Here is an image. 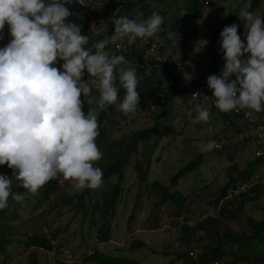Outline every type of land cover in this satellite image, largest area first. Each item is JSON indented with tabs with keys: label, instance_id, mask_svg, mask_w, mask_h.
<instances>
[{
	"label": "clouds",
	"instance_id": "obj_1",
	"mask_svg": "<svg viewBox=\"0 0 264 264\" xmlns=\"http://www.w3.org/2000/svg\"><path fill=\"white\" fill-rule=\"evenodd\" d=\"M70 3L0 0V39L6 24L12 37L0 48V165L13 169L33 196L58 175L74 181L76 191L102 187L103 171L94 166L103 155L95 142L100 124L93 110L85 115L84 99L102 110L115 104L118 79L125 90L119 109L125 116L134 113L140 106L136 66L125 55H110L106 49L115 45L119 53L118 41L125 38L129 45L138 38L146 42L164 23L156 11L142 22L113 18L114 33L88 47L90 37L82 34L81 25L67 20L73 15L65 6ZM238 15L245 22L246 43L236 23L223 28L220 44L225 63L220 75L207 77V86L221 112L259 113L264 111V18L246 8ZM59 61L63 63L55 66ZM183 78L190 83L194 75L183 72ZM196 113L193 123L211 118L203 103ZM216 147L215 141H209L204 149ZM12 183L0 174V210L9 207L10 197L16 202L24 199L12 191Z\"/></svg>",
	"mask_w": 264,
	"mask_h": 264
},
{
	"label": "rangeland",
	"instance_id": "obj_2",
	"mask_svg": "<svg viewBox=\"0 0 264 264\" xmlns=\"http://www.w3.org/2000/svg\"><path fill=\"white\" fill-rule=\"evenodd\" d=\"M114 1L102 0L100 9L95 13L96 16L89 22L91 29L88 36L91 39L88 47L92 46V42L95 40L93 38L98 37V33L102 34L100 40L108 38L105 35V21ZM248 2L249 0H203L202 17L189 19L184 12L182 0H154L152 3L154 6L167 10L165 27L161 28L168 30L172 19L176 17L179 20L178 39H172L167 32L171 43L163 49L164 53L172 52V57L177 58V41L188 33V39L183 49L192 59L190 61L191 69L200 73L209 71L211 63L206 44L212 38L211 49L219 59L214 72L216 75H220L225 63L220 44L222 39L220 32L225 26L236 23L239 26L238 35L246 43L245 22L238 13L241 9H247ZM65 6L69 7L71 12L73 11L71 4ZM253 13L264 18V0H260ZM227 15L230 17L222 24L221 20ZM126 17L135 19L137 22L143 21L141 12L137 9ZM113 33L114 31L111 35ZM156 37H158V33ZM11 38L9 26L6 24L3 30V39H0V48H3ZM106 51L113 55L109 47ZM61 62L63 63V61H59V63ZM183 98L184 96H181L180 99L176 96L171 102L173 111L165 117L159 136L155 137V143L150 149L148 160L146 164H143L148 183L145 184V181H142L140 189H138L139 180L134 169L130 167V164L123 166L124 173L120 181L119 197L114 204L113 214L108 218L109 239L100 241L96 237L99 212L95 203L99 198L100 188L76 191L73 189L74 181L65 180L62 175H58L57 189L45 200L37 201L36 195H31L26 189L23 195L24 199L17 203V217L6 221V224L9 225L8 235L11 240L5 245L4 264H58L57 260L62 261L63 264H98L96 261L83 260V255L95 247L99 251L114 256L131 258L135 260L133 264H167L168 260L174 256V241L180 242L176 235L180 230V222L190 221L189 223H192L204 217L216 215L221 204L214 205L215 193L226 180L227 175L236 174V171L242 169L245 166V161L252 156L249 140H240L241 136L238 131L223 124L218 108L205 103L204 106L210 110V120L207 123L202 121L193 123L197 113H192L193 108L183 105ZM158 99L159 95H155L147 102L145 111L137 109L134 113L127 115L122 120L119 129L110 133L112 138L119 139L111 146L112 150L119 151L121 149L123 137L120 138V136L130 129L148 126L151 123L149 109L155 107V102ZM119 104L120 101L116 102L114 108H119ZM96 108V104H91L89 110L96 112ZM248 111L253 118L264 120V111L259 113L251 109ZM189 113H191V117ZM209 129L212 131L209 132ZM219 132L226 137L227 148L220 150L213 148L211 151H206L204 146L211 141L213 134ZM141 148V145H138V149L141 150ZM197 153L202 154L198 168L180 176L175 185H170L168 183L170 175ZM227 153L233 155L232 160H229ZM231 163L236 167L234 172L229 171L228 165ZM94 166H97L96 162ZM109 179L114 181L115 176L112 175ZM153 179H157L170 189H178L182 194L187 195L178 215L174 214L172 203L159 201L154 192H147ZM79 193L84 194L83 206L75 204L73 198L71 205L62 203L66 194L78 195ZM34 202L36 203L33 205ZM129 215H131L130 218ZM246 216L264 218V202L261 199L245 202L237 217L224 220V223L230 229L248 231V227L244 224ZM89 219L91 220L89 221ZM34 231L44 232L48 236L55 232V239L51 241L54 248L44 251L39 247L24 246L21 239ZM202 233L198 240H193L194 237L191 239L190 248L200 250L202 246L211 242V238ZM134 239H140L144 245L130 246V242ZM258 246L264 249V242L259 243ZM33 249L36 250L35 263H32L28 258V254ZM179 263L180 261L176 260L171 264ZM259 264H264V261Z\"/></svg>",
	"mask_w": 264,
	"mask_h": 264
},
{
	"label": "trees",
	"instance_id": "obj_3",
	"mask_svg": "<svg viewBox=\"0 0 264 264\" xmlns=\"http://www.w3.org/2000/svg\"><path fill=\"white\" fill-rule=\"evenodd\" d=\"M154 0H118L119 6L115 13V17L119 18L122 16H127L133 10L137 9L141 12V17L143 20L147 19L153 11L158 12L164 17V23L161 27H165L167 10L154 6ZM160 1V0H158ZM183 9L186 16L189 19H200L202 17L203 0H182ZM260 0H249L247 9L252 11L259 5ZM230 16L227 15L221 23H225ZM70 22H75L81 25L82 34L89 35L90 24L87 16L79 13L73 12V15L67 18ZM179 20L175 17L172 19L168 30L161 28L158 32V37H155L157 43V51L160 54H164L167 59L172 58L173 53H164L163 49L170 45V39H178L177 27ZM115 26L111 23L106 24L105 35L110 37L111 33L114 31ZM167 32L171 35V38L167 36ZM99 35L94 41L100 40L102 34ZM188 33L184 34L182 39L177 42V57H186L190 61L191 57L184 50V45L188 39ZM154 38V37H152ZM91 39V38H90ZM106 39V38H105ZM94 41L92 43H94ZM162 41V43H161ZM213 43L212 38L206 44V50L210 58V69L209 71L214 72L216 64L218 63V58L211 49V44ZM123 47L119 49V53L113 52L114 54H123L126 56L127 60L131 65L136 66L137 77L139 80L137 91L140 93V106L137 109H146V104L155 95H159V99L155 102V107L149 109L151 123L148 126H143L139 128L130 129L127 133L120 136L123 137L121 143V149L119 151L112 150L111 146L117 142L119 139L112 138L110 133L112 131L118 130L122 120L126 117L119 108H114V104L106 106L105 109H100L97 106L96 115L98 122L100 124L99 135L96 138V144L98 149L102 152V159L97 161L96 164L103 171V185L99 189V198L96 199L95 207L98 210V224L96 237L100 241H105L109 239V219L113 214L114 204L117 201L120 193V181L123 178L124 169L123 166L129 165L134 169L138 182V189H140L141 182L146 181V169L143 168V164L147 162L148 155L151 147L155 143V137L159 136L163 121L166 116L170 115L173 111L171 102L178 96H184L183 101L189 95L190 90L193 88L194 79L190 83H186L184 79L177 77L176 75L170 74L163 63L156 59L150 61L149 66H140L137 62L143 58V53L141 49L133 44L129 45L127 39L122 41ZM91 47V45L89 46ZM137 61V62H136ZM203 72V71H202ZM118 75V74H117ZM235 79L233 75L231 77ZM118 91V101H122L125 90L119 85L117 79ZM95 95L98 97L99 93L96 92ZM182 102V101H181ZM95 104V103H93ZM198 103L197 105H199ZM91 104L87 102V98L84 99L83 111L87 115L89 107ZM211 106V105H210ZM196 108L191 110L192 113L196 112ZM222 116V122L225 126L231 128L234 131H239L242 125L241 119L236 114L230 112H221L217 109ZM145 111V110H144ZM132 114V113H130ZM129 115V114H128ZM154 136V138H152ZM214 136V134L212 135ZM211 136V137H212ZM125 138V139H124ZM153 139V140H151ZM247 137H240V140L247 141ZM138 145H141V150L138 149ZM227 146V145H226ZM223 146L220 149L227 148ZM216 149V150H220ZM232 154L227 153L229 160H232ZM202 160V154L197 153L190 160L184 162L179 166L169 177L168 183L170 185H175L180 176H183L195 169H197L198 164ZM264 161V156L255 157L251 156L245 161V166L236 171V167L233 163L229 164V171H236V174L227 175L226 180L221 184L218 191L213 197L214 205L222 199L221 205L217 209L216 215L204 217L197 221H193L191 226L181 223L180 230L178 232V248H174V256L168 260L167 264L178 260L179 264H259L264 261V249L259 247V243L264 242V218H253L251 216H246L244 218V224L248 227V231H236L230 229L224 220H229L237 217L239 212L243 209V204L250 200L261 199L264 202V184L256 183L251 185L244 191H240L237 194H232L229 197L224 198L226 190L228 188L234 187L238 182L245 180L247 176L255 170ZM0 174L8 176L12 180V191L19 193L21 195L25 194V188L22 187L21 181L17 180L13 175V169L9 168L7 164L0 165ZM115 176V180L109 178ZM58 177L47 182L36 195L37 201L45 200L49 194L55 191L58 187L57 182ZM147 186V185H146ZM88 191L89 188H85ZM154 192L159 201L170 202L174 205V214L178 215L179 210L183 208L184 201L187 195L181 193L178 189H170L167 185L162 184L157 179H153L150 182V187L147 192ZM83 193L78 195L66 194L63 199V204L71 205L72 198L75 199V204L78 206H83ZM156 201V200H155ZM16 201H13L11 197L9 198V207L0 210V264L5 262V245L11 240L9 237V225L6 224L8 219L16 218L18 213ZM36 202L33 203V205ZM131 215H129V218ZM91 219H89L90 221ZM173 223L175 221H172ZM172 223V224H173ZM205 233L211 238V242L207 245L202 246L200 250H197L195 257H191L188 254L189 242L193 237L198 240L201 237V233ZM202 233V234H203ZM55 232L51 233L49 236L44 232H32L28 233L21 239V243L26 247H39L44 251H49L54 248L52 240L55 239ZM144 245L143 241L140 239H134L130 242V246H141ZM167 254L166 252H163ZM28 258L32 263L36 262V250L30 251ZM84 261H96L98 264H133L135 260L131 258H126L123 256H114L102 251L98 248H93L92 251L83 255ZM216 263H213V262ZM58 264H63L62 261L57 260Z\"/></svg>",
	"mask_w": 264,
	"mask_h": 264
},
{
	"label": "built area",
	"instance_id": "obj_4",
	"mask_svg": "<svg viewBox=\"0 0 264 264\" xmlns=\"http://www.w3.org/2000/svg\"><path fill=\"white\" fill-rule=\"evenodd\" d=\"M47 2H50V0H46V3ZM81 2L82 4L79 2V0H71L70 4L73 8L72 13H81L87 16L90 22L92 18L96 16L95 13L98 11V9H100V6L102 5V0H81ZM118 6V0H115L108 12L105 25L111 23V19L116 18L115 13L117 11ZM122 41H118L119 49L123 47ZM156 43L157 41L154 38H148L146 42L143 38H138L137 42L133 45L141 49V52L143 53V58L140 61L136 62L140 66L146 67L151 64L150 61L152 59H156L163 63L166 70L170 74L176 75L181 79H184L183 72L193 74V88L190 90L189 95L182 102L183 105L189 108H195L198 103H206L208 106H215V97L212 96V91L207 86V77L209 75L215 74V72L204 71L200 73L192 70L190 60L186 57H172L170 59H167L164 54H160L159 51H157ZM109 48L112 50V52L117 51L115 45H110ZM60 64H62V62H58L55 66L59 67ZM87 78L88 77L86 75L85 79ZM205 95L208 96L207 100H205ZM232 113L236 114L241 119L242 125L240 126V130L238 132L241 137L248 138L252 147V155L255 157L264 156V120L260 118H253L250 115L248 109L232 110ZM211 141H215L216 144L219 145V147H216V149H220L223 146L228 145L226 137L220 132L217 134L215 133ZM256 183L264 184V161L260 164V166L253 170L245 180L238 182L234 187L228 188L226 190L224 198L229 197L232 194H237L240 191H244L245 189L249 188L251 185ZM221 202L222 199H220L218 203L221 204ZM189 222L190 221H182L180 222V224L184 223L186 225L191 226L192 223ZM176 235H178V233H176ZM173 246L174 248H178L179 244L176 240L174 241ZM197 250L198 249L196 248H191L189 249L188 254L191 257H195ZM213 263L216 262L214 261Z\"/></svg>",
	"mask_w": 264,
	"mask_h": 264
}]
</instances>
